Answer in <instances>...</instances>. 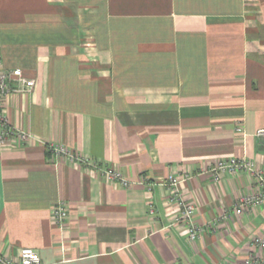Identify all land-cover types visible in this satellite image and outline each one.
Wrapping results in <instances>:
<instances>
[{"label":"crops","instance_id":"1","mask_svg":"<svg viewBox=\"0 0 264 264\" xmlns=\"http://www.w3.org/2000/svg\"><path fill=\"white\" fill-rule=\"evenodd\" d=\"M0 54L35 84L2 102L39 141L0 146V256L41 264H244L264 203L229 156L264 170V0H0ZM241 129H237V127ZM43 141L62 144L124 186ZM183 176L194 240L164 180ZM66 202L59 225L50 209ZM226 216V217H223Z\"/></svg>","mask_w":264,"mask_h":264},{"label":"built area","instance_id":"2","mask_svg":"<svg viewBox=\"0 0 264 264\" xmlns=\"http://www.w3.org/2000/svg\"><path fill=\"white\" fill-rule=\"evenodd\" d=\"M34 84V78L25 76L20 68L5 70L2 65L0 54V146L8 142L24 144L29 141H39V138L28 130L10 125L2 108L3 99L7 94L11 92H29ZM237 129L239 130L241 127L239 126ZM255 135L260 139L261 145L264 146V128H257L255 130ZM43 144L46 150L53 156L68 155L70 160L84 161L98 168L96 163L90 162L89 160L87 161L84 156L67 149L62 144L53 141H43ZM98 169L105 173L108 178L115 179L124 186L129 183L128 179L118 171L108 168L103 169L102 167ZM210 171H212L215 176H217L219 172L236 173L238 171H244L252 178L253 191L240 197L238 203L233 208L234 214H241L247 207H253L264 203V170L256 167L253 160L237 156L221 158L211 166ZM183 179L181 175L169 173L164 180V185L168 191V202L175 204L179 209L178 217L175 219L186 224L188 230L187 238L192 241L203 231V226L197 225L192 221L194 205L183 198L178 188V184L181 183ZM66 207V202L63 199H58L50 209L52 218L59 225H62L66 219ZM223 217L226 216L223 215ZM252 241L263 252V255L260 257H250L245 260L244 264H264V233L253 235ZM0 264H41V260L38 252L34 248L22 247L18 250L16 258L0 256Z\"/></svg>","mask_w":264,"mask_h":264},{"label":"rangeland","instance_id":"3","mask_svg":"<svg viewBox=\"0 0 264 264\" xmlns=\"http://www.w3.org/2000/svg\"><path fill=\"white\" fill-rule=\"evenodd\" d=\"M257 167V166H256ZM258 168H260V167H258ZM262 169V168H261Z\"/></svg>","mask_w":264,"mask_h":264}]
</instances>
